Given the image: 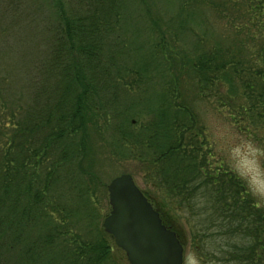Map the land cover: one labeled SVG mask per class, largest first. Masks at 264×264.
Segmentation results:
<instances>
[{"label": "trees", "instance_id": "1", "mask_svg": "<svg viewBox=\"0 0 264 264\" xmlns=\"http://www.w3.org/2000/svg\"><path fill=\"white\" fill-rule=\"evenodd\" d=\"M242 1L253 29L243 25L236 30H246L258 44L250 58H244L241 49L205 48L199 39L192 57L183 62L159 41L152 57L164 66L160 94L149 102L140 130L131 127L114 143L122 146L120 153L138 162L143 179L171 201L167 203L173 211L194 206L185 204L193 203L197 194L192 185L200 183L209 204L215 199L225 205L229 234L241 232L251 241L228 252L226 259L264 264V215L253 213V203L245 199L237 178L220 165L210 168V157L203 152L202 127L197 126L178 83L181 70V76L192 79L201 99L220 94L223 88L230 95L237 93L251 124L264 125V0ZM82 2L75 11L66 12L60 0H53L58 25L51 30V49L42 66L49 81L36 91L24 125L13 131L15 147L0 155V264H11L8 253L14 255L13 264L111 263L107 242L111 237L97 227L93 230V221L89 233H71L66 213L58 212L50 198L67 161L77 162L79 196L89 195V183L96 181L97 174L81 170V160L89 156L88 127L100 116L99 99L114 101L118 86L133 89L143 79L138 71H117L110 60L104 61L107 43L122 19L124 0ZM113 43L116 51L110 55L115 58L125 48L117 35ZM114 127L117 135V124ZM88 216L96 218L94 211ZM236 222L239 225L231 228Z\"/></svg>", "mask_w": 264, "mask_h": 264}, {"label": "rangeland", "instance_id": "2", "mask_svg": "<svg viewBox=\"0 0 264 264\" xmlns=\"http://www.w3.org/2000/svg\"><path fill=\"white\" fill-rule=\"evenodd\" d=\"M60 2L66 12L83 4L82 0ZM244 5L242 0H124L122 19L112 35L113 39L115 35L119 37L125 50L112 58L110 54L115 53L116 46L111 39L104 61L110 60L117 71L125 68L138 71L143 79L133 89L118 86L116 101L99 99L100 116L88 127L89 156L84 162L81 160V170L97 174L96 181L89 183V195L79 196L76 161L71 164L67 161L64 169H60L62 179L50 191L53 195L50 198L58 212L66 213L71 233H89L92 221L93 230L97 227L103 232L102 221L110 212L106 187L113 178L126 174L176 233L183 249V264H247L226 259L228 252L251 245V241L241 232L229 234L231 222L227 220L224 204L215 199L209 204L208 193L196 181L192 188L195 187L197 195L192 204H185L194 206L173 211L168 204L171 201L143 179L138 162L120 153L124 151L122 146L119 147L118 141L117 147L114 143L123 131L131 127L140 130L149 102L160 94V69L164 66L159 58L152 57L159 41L163 40L171 54L183 62L192 57L199 39L205 48L220 47L231 52L241 49L242 56L250 58L258 44L250 40L246 30L237 31L243 25L253 29ZM55 6L53 0H0V155L15 147L11 142L13 131L24 125L36 91L46 88L49 81H45L42 66L51 49V30L58 25ZM180 72L181 96L193 108L197 126L202 127L203 152L210 157V168L214 170L220 165L237 178L245 199L253 203V213L264 215V125L251 124L237 93L230 95L223 88L220 94L201 99L192 79ZM93 211L94 220L88 216ZM107 242L110 264H128L112 238L107 237ZM7 260L13 264L14 255L8 253Z\"/></svg>", "mask_w": 264, "mask_h": 264}, {"label": "water", "instance_id": "3", "mask_svg": "<svg viewBox=\"0 0 264 264\" xmlns=\"http://www.w3.org/2000/svg\"><path fill=\"white\" fill-rule=\"evenodd\" d=\"M106 191L110 212L102 229L124 252L128 264H183L176 233L162 223L131 176L113 178Z\"/></svg>", "mask_w": 264, "mask_h": 264}]
</instances>
